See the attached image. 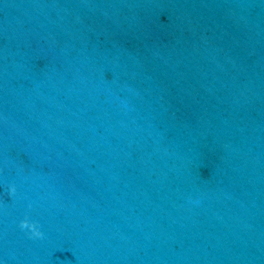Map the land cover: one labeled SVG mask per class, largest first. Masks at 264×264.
Listing matches in <instances>:
<instances>
[{"label": "water", "instance_id": "1", "mask_svg": "<svg viewBox=\"0 0 264 264\" xmlns=\"http://www.w3.org/2000/svg\"><path fill=\"white\" fill-rule=\"evenodd\" d=\"M0 264H264V0H0Z\"/></svg>", "mask_w": 264, "mask_h": 264}, {"label": "clouds", "instance_id": "2", "mask_svg": "<svg viewBox=\"0 0 264 264\" xmlns=\"http://www.w3.org/2000/svg\"><path fill=\"white\" fill-rule=\"evenodd\" d=\"M15 190L16 189H15L14 186L10 187V189H9V191L11 193H14ZM20 227L22 229H28L31 232L32 236H34V237H37V238H42L43 237V233L39 230L38 225L36 223H34V222H30L27 219L22 220L20 222Z\"/></svg>", "mask_w": 264, "mask_h": 264}]
</instances>
